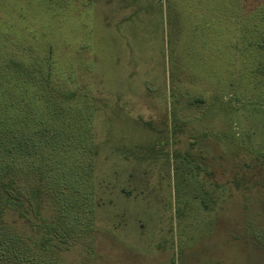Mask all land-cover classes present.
<instances>
[{"label": "rangeland", "instance_id": "374dc122", "mask_svg": "<svg viewBox=\"0 0 264 264\" xmlns=\"http://www.w3.org/2000/svg\"><path fill=\"white\" fill-rule=\"evenodd\" d=\"M11 36L87 137L54 129ZM33 156L44 213L54 189L80 206L67 264H264V0H0V162L26 190Z\"/></svg>", "mask_w": 264, "mask_h": 264}, {"label": "trees", "instance_id": "16d2710c", "mask_svg": "<svg viewBox=\"0 0 264 264\" xmlns=\"http://www.w3.org/2000/svg\"><path fill=\"white\" fill-rule=\"evenodd\" d=\"M10 38L8 37V42L11 43L13 48H9L7 42L3 44L6 45L8 52L12 54L9 60L12 65L11 71L17 74L23 72L24 75H27L33 68L37 70L36 72L34 70L32 77L39 73V85L45 96L43 108L48 117L52 119L54 129L60 132L78 130L76 132L81 131L82 134H85L84 136L78 134L80 140L87 137L90 134L88 131L90 129V118L82 114L87 112L86 108L89 106L85 105L84 108H80L81 106L76 105V100L80 98L81 94L76 91H69L61 86V88L57 87L56 81L53 82L49 74L48 69L49 67L51 69L52 65L48 62L47 55L42 57V62L34 59L35 64L38 66L31 62L30 67L32 69L25 65L30 59L28 55V57L23 55L15 58L13 54H21L23 51L20 48H15L17 47L15 43L18 42L15 40V36ZM28 51L30 52V50ZM45 65L46 67H44ZM26 68L28 70L25 72ZM30 88H32V85H30ZM29 95H32L30 91ZM73 103H75V106ZM63 104L67 105V110L64 107L61 108ZM76 112L78 116L75 115ZM19 154H23V151H20ZM32 154V152H29L28 155L31 156ZM257 159L258 161L254 167L257 168L259 173H256L257 178L254 179L253 185L264 190V159ZM29 163L32 167L28 166L29 171L35 173V169L39 176L37 180H40L26 190L16 180L18 171L23 169L22 164L16 166L12 162H0V264H67L62 254L71 250L75 242V235H79L78 229L80 228L75 227L74 221L79 219L77 212L81 213L80 206H77V210H73L74 202L69 199L65 200V198L61 199L62 194L58 195V190L54 189L53 196L57 208L53 214H45L42 206L43 188L42 182H40L42 181L40 177L43 176L42 168L44 165L36 156L31 157ZM23 164L26 165V163ZM51 172V179H58L59 175L55 174L54 170ZM262 232V230L258 232V235L254 236V240L258 247L264 249V244H258L264 239V235L262 239L259 236Z\"/></svg>", "mask_w": 264, "mask_h": 264}]
</instances>
